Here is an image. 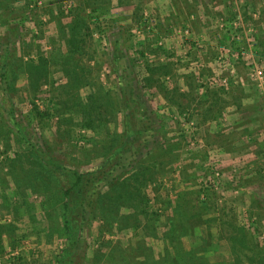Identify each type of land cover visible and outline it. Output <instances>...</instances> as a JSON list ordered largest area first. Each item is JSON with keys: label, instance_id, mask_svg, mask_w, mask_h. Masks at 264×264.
I'll list each match as a JSON object with an SVG mask.
<instances>
[{"label": "rangeland", "instance_id": "rangeland-1", "mask_svg": "<svg viewBox=\"0 0 264 264\" xmlns=\"http://www.w3.org/2000/svg\"><path fill=\"white\" fill-rule=\"evenodd\" d=\"M184 1L0 0V264H264V0Z\"/></svg>", "mask_w": 264, "mask_h": 264}, {"label": "trees", "instance_id": "trees-1", "mask_svg": "<svg viewBox=\"0 0 264 264\" xmlns=\"http://www.w3.org/2000/svg\"><path fill=\"white\" fill-rule=\"evenodd\" d=\"M77 34V32L76 31H70V33H69V35H70V39H68L67 41H68V46L69 47H76L74 44H76L75 43V40H74V38H75V35ZM214 82V81H213ZM212 82V83H213ZM212 83H210V84H212ZM219 86L220 87H226V86H224L223 84H221V83H219ZM217 111V110H216ZM215 111V113H213V115H216L217 114V112ZM219 112V111H218ZM217 117H215L214 119H216ZM140 131H141V133L144 131V129H140ZM72 174L74 175V177H75V181H74V183L72 184V186L69 188V189H65L64 191H63V194H64V196H65V198H69V195H70V193L73 191V189L74 188H76V187H78V186H80L81 185V183L84 181V179H85V174H83V173H80V172H78V171H76V172H72ZM96 189V187L94 188V190L91 192V194H90V196H96V195H98V191H96L95 190ZM67 202H64L63 203V208H64V215H63V225H64V230H65V233H66V235H67V237H68V240L70 239V227H71V222H70V219H69V216H68V206H67ZM90 204L91 203H87V207L88 206H90ZM62 260H64V259H62ZM61 260V261H62ZM59 262V264L60 263H62V262Z\"/></svg>", "mask_w": 264, "mask_h": 264}, {"label": "crops", "instance_id": "crops-1", "mask_svg": "<svg viewBox=\"0 0 264 264\" xmlns=\"http://www.w3.org/2000/svg\"><path fill=\"white\" fill-rule=\"evenodd\" d=\"M175 1H179L180 3H182L183 0H139V2H141V4L145 7L150 6L159 10H164V8H167V11L170 12L172 11V9H174L173 7L176 6ZM186 1L188 0H185L184 2L186 3Z\"/></svg>", "mask_w": 264, "mask_h": 264}, {"label": "built area", "instance_id": "built-area-1", "mask_svg": "<svg viewBox=\"0 0 264 264\" xmlns=\"http://www.w3.org/2000/svg\"><path fill=\"white\" fill-rule=\"evenodd\" d=\"M257 74H258V76H261V75H262L261 72H258ZM214 82L217 83V84L221 83V84H223V85L227 84V80H226V79L218 80V81H214ZM218 82H219V83H218Z\"/></svg>", "mask_w": 264, "mask_h": 264}]
</instances>
